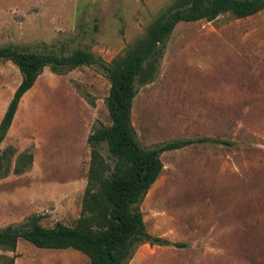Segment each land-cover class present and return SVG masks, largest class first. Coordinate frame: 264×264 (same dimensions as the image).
Wrapping results in <instances>:
<instances>
[{
  "label": "rangeland",
  "instance_id": "obj_1",
  "mask_svg": "<svg viewBox=\"0 0 264 264\" xmlns=\"http://www.w3.org/2000/svg\"><path fill=\"white\" fill-rule=\"evenodd\" d=\"M176 0H0V46L77 48L105 62L126 53ZM21 80L0 59V119ZM110 83L97 65L44 68L21 97L0 143V228L39 215L74 225L87 184L88 134L110 124ZM131 122L138 142L202 136L160 155L163 168L137 204L147 232L127 264H264V9L174 27L151 82L139 86ZM102 156L109 159L106 144ZM183 243L182 247L173 243ZM14 264H90L81 251L21 239L0 256Z\"/></svg>",
  "mask_w": 264,
  "mask_h": 264
},
{
  "label": "trees",
  "instance_id": "obj_2",
  "mask_svg": "<svg viewBox=\"0 0 264 264\" xmlns=\"http://www.w3.org/2000/svg\"><path fill=\"white\" fill-rule=\"evenodd\" d=\"M263 9L264 0H176L148 25L141 40L110 62L81 48L66 52L63 48L35 51L24 45L0 46V59L10 60L21 74L0 119V143L11 126L21 97L44 68L64 74L78 66L94 64L110 83L105 97L110 124L96 126L87 136L90 147L87 184L75 224L56 222L46 227L40 223V216L34 214L19 224L0 228V248L14 251L18 241L25 239L40 248L79 250L89 258L90 264H127L138 244L169 245L168 240L147 232L137 207L163 168L160 155L192 144L230 146L232 141L202 136L144 147L138 142L131 122L134 97L139 86L156 76L165 44L178 22L212 20L226 12L238 18L246 17ZM103 142L109 159L100 152ZM0 264H14V256L1 255Z\"/></svg>",
  "mask_w": 264,
  "mask_h": 264
}]
</instances>
